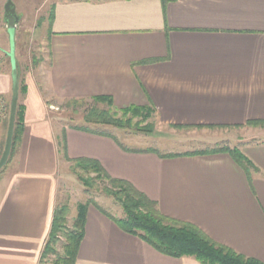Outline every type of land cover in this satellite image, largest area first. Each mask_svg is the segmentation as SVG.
Instances as JSON below:
<instances>
[{"label":"crops","instance_id":"obj_1","mask_svg":"<svg viewBox=\"0 0 264 264\" xmlns=\"http://www.w3.org/2000/svg\"><path fill=\"white\" fill-rule=\"evenodd\" d=\"M50 17L46 81L20 93L22 134L0 172V264H40L60 204L63 136L69 159L98 161L166 217L264 264V140L240 148L256 168L248 175L228 154L126 151L75 128L60 135L49 117L50 98L103 97L119 110L151 108L166 126L264 121V0H52ZM0 96L12 98L7 73ZM81 205H69L71 227ZM99 208H87L75 264H200L159 253Z\"/></svg>","mask_w":264,"mask_h":264},{"label":"rangeland","instance_id":"obj_2","mask_svg":"<svg viewBox=\"0 0 264 264\" xmlns=\"http://www.w3.org/2000/svg\"><path fill=\"white\" fill-rule=\"evenodd\" d=\"M16 6L19 22L16 32V58L19 73L20 93L26 91L27 80H36L45 83L49 49L47 38L49 35V21L51 15L52 0H12ZM7 0H0V75L7 73L11 76L10 58L4 53L9 52V36L5 21V5ZM47 64V63H46ZM40 83V84H41ZM49 117L55 131L61 135L65 128H86L92 131L114 134L124 145L134 149H155L162 154H191L201 152L209 148L229 147L240 150L246 143L264 140V126L259 127H188L166 126L158 120L156 112L145 113L141 118H135L130 125L124 128H115L107 125H97L95 119L86 117V109L97 106L99 109H107V105H94L87 102L84 108L67 106L66 102L50 98ZM91 104V105H90ZM11 98L0 96V159L4 152L7 130L9 125ZM120 117V116H119ZM127 121V120H126ZM139 127H136L137 123ZM1 123V121H0ZM59 135V136H60ZM61 149V148H60ZM9 159L13 161L14 153ZM4 167L0 172L6 170ZM73 164L62 157L60 163V204H66L69 208L68 227H71L70 203L80 200L83 204L93 201L110 211L117 218L123 217V210L115 200L108 196L104 187L107 183L94 181L90 188H86L78 179L77 172L73 171ZM92 178L97 176L91 173ZM68 205V206H67ZM72 207V206H71ZM74 210V207H73ZM65 242L62 237L58 245V251L62 253L61 245ZM55 257L49 256L42 260V264H55Z\"/></svg>","mask_w":264,"mask_h":264},{"label":"trees","instance_id":"obj_3","mask_svg":"<svg viewBox=\"0 0 264 264\" xmlns=\"http://www.w3.org/2000/svg\"><path fill=\"white\" fill-rule=\"evenodd\" d=\"M163 1L174 2L176 0ZM90 101L94 105L105 104L108 106L107 109H99L97 106L91 108L89 106L86 109V117L89 119H95L94 123L97 125L124 128L125 125H130L133 119L141 118L145 113L149 116L151 113V109L142 107H130L119 110L114 108L110 99L103 97L93 98ZM87 102L89 101L72 100L66 103L67 106L79 105L81 108H84ZM140 123L141 122L137 123L136 127H139ZM248 126H264V121L249 122ZM22 129V112L20 105H18L13 136V147L10 158L13 155L15 146L17 147L20 141ZM75 129L112 138L124 150L131 151L125 148L122 145V142L112 133L92 131L78 127H75ZM58 143L61 148V154L66 161L73 164V171L77 172L79 181L86 188H90L92 186L91 183L94 181L107 183L106 187H104V191L121 206L123 217L114 218L99 208L95 202L89 201L88 203L79 206L78 215L73 227L69 228V208L66 206H58L54 213L52 229L42 253L40 264H42L43 259H46L49 256L55 257L53 261L55 264L76 263L78 250L84 238L87 208L91 204L95 205L100 211L110 217V219L123 231L139 237L153 249L165 256L176 259L194 258L200 264H263L256 259L238 254L230 248L214 242L202 230L192 224L166 217L161 213L156 202L149 199L130 182L112 178L98 161L88 158L69 159L66 155L64 136ZM141 152L153 153L161 158H174L181 156L179 154H162L155 149H147ZM219 154H228L231 156V158L248 175H250L253 170H256L254 164L237 148L216 147L201 152L183 155L213 156ZM91 173H96L97 176L92 178L90 176ZM62 237L65 239V242L61 245L62 253H60L58 251V245L60 244Z\"/></svg>","mask_w":264,"mask_h":264},{"label":"water","instance_id":"obj_4","mask_svg":"<svg viewBox=\"0 0 264 264\" xmlns=\"http://www.w3.org/2000/svg\"><path fill=\"white\" fill-rule=\"evenodd\" d=\"M5 21L7 23V33L9 36L10 50L9 52L4 51V53L10 58V63H11L12 98L10 105V116H9L6 144H5L4 152L0 159V171L8 163L12 152L14 129L16 124V116H17V110H18L19 98H20V82H19V73H18V65L16 58V32H17V25L19 22V16L17 15L16 6L12 0H8L5 5Z\"/></svg>","mask_w":264,"mask_h":264},{"label":"flooded vegetation","instance_id":"obj_5","mask_svg":"<svg viewBox=\"0 0 264 264\" xmlns=\"http://www.w3.org/2000/svg\"><path fill=\"white\" fill-rule=\"evenodd\" d=\"M8 1V0H7Z\"/></svg>","mask_w":264,"mask_h":264}]
</instances>
